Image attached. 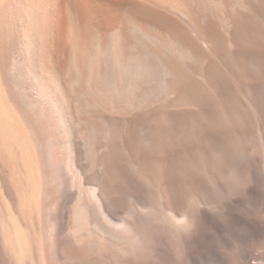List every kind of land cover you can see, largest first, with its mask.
<instances>
[{
	"label": "bare ground",
	"instance_id": "obj_1",
	"mask_svg": "<svg viewBox=\"0 0 264 264\" xmlns=\"http://www.w3.org/2000/svg\"><path fill=\"white\" fill-rule=\"evenodd\" d=\"M0 264H264V0H0Z\"/></svg>",
	"mask_w": 264,
	"mask_h": 264
}]
</instances>
